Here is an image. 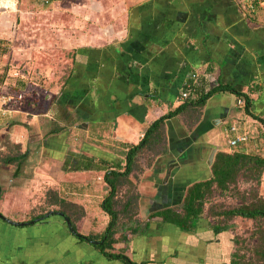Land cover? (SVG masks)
<instances>
[{
	"label": "rangeland",
	"instance_id": "obj_1",
	"mask_svg": "<svg viewBox=\"0 0 264 264\" xmlns=\"http://www.w3.org/2000/svg\"><path fill=\"white\" fill-rule=\"evenodd\" d=\"M41 1L0 0V85L3 87L15 77L25 82L21 101L11 106L16 111L9 113L7 109L3 112L0 110V128L4 129L0 131V210L8 216L6 218L16 222L31 221V215L34 216L43 211L45 212L42 214L45 215L48 210H52L51 208L60 207L51 202L52 192H54L58 198L72 204L67 212L77 225L79 232L96 234L99 237L110 220L109 215L100 208V203L106 201L108 189L102 181V174L105 169L123 170V152L125 151L123 147L125 146L123 145L124 150L121 153L120 146L114 147L116 146L113 142L115 137L122 138L116 123L118 119L114 121L113 126L101 123H97L96 126L88 123V119H84L85 116L77 113L74 107L67 103L63 104L66 97L62 90L73 86V81L68 80L65 85L62 82L71 66V49L75 46L77 48L78 43L88 48H107L114 56L116 53L123 54V48L130 45L125 43L128 40L126 36H121L120 29L114 30L112 26L116 25L115 20H119V17H126L125 12L128 18L131 10L136 11L137 5L145 0H53L49 3V8L45 10L42 7L46 3L37 5H40ZM167 1L170 2L162 0L163 3ZM235 1L238 6L241 4L240 0ZM186 12L191 13L190 8H187ZM249 15L254 17L253 22H257V19L262 20L259 11ZM97 18L100 21H95ZM246 21L251 20L247 18ZM126 22L128 23V20ZM259 23L262 22L259 21ZM116 31H119L117 33L119 35ZM187 39L193 43V39ZM94 40L97 41L94 42ZM61 46L64 48H60ZM114 47H117L116 50H113ZM116 60L119 61V59ZM117 66L119 70H123L124 66L136 67L137 62L134 60L128 61L127 64L119 62L115 67ZM113 68L112 74L115 72ZM202 75H205V79L210 77L206 73L194 72V78L202 79ZM86 104L87 102L83 99L78 105ZM44 115L47 116L46 123L42 120ZM89 124L94 126L91 130L98 134L97 138H94L95 134H91L90 128H87ZM58 127V133L53 134L56 137L51 138L52 136L48 135L49 131ZM42 134L46 136L37 141V135ZM57 137H59V144ZM262 139L253 136L246 145L253 151H262L261 149H264ZM89 141L98 145L96 149L102 154V158L110 159L118 155L120 165L102 168L91 164L87 167L88 158L95 161L94 154L89 153L88 149L84 152L80 146L82 142L89 143ZM48 143L52 147L46 157L44 151L47 150L43 148H46ZM19 153L25 154L16 168L15 162L6 163L2 159L4 156ZM57 153H62V157L57 156ZM135 157L137 160L132 170L115 192L113 202L115 210L120 209L122 199L127 196L136 195L141 196L139 198H142L141 200H147L150 196L161 193L160 187L166 189V186L173 185L172 181L166 180L169 172L166 173V171L171 170L172 166H159L158 171L153 174L152 167H156L154 156L149 158V161L146 155L136 154ZM151 176H153L152 179L149 178ZM229 187L228 191H214L211 202L222 203V206L226 207L232 206L243 191L250 190L256 191L264 198V173L260 176L259 184L239 178L235 185H229ZM133 201L136 205L132 204L130 207H134L128 212L133 213L132 217L138 220L135 222L139 226L145 222L149 224L145 236H148L149 232L153 231L155 234L158 230L166 228L165 225L156 226L158 217L146 219L149 218L146 214L147 210L145 211L147 207L142 210L143 207H140L138 200L135 198ZM206 205L207 203L204 204V209ZM202 216H205V210ZM206 217L208 221L211 220L210 217ZM117 218V225L114 226L112 234L114 238L112 251L123 253L127 250L124 248L126 243L120 236L124 234L128 238L126 227L133 225V221H125V214L122 215L120 211ZM47 219L49 221L46 223L60 220L51 215L43 216L39 220ZM58 223L61 224L60 221ZM202 225L204 230L199 227L197 233L190 234V238L193 236L194 239L190 245H187L190 240L186 238L188 231L178 228L162 230L168 236L177 232L181 239L176 244H167L169 248L175 250V252L170 251L173 264H229L231 252L235 249H238L240 254L243 253L246 258L250 257L251 252L247 250H251L256 241L251 238V232L254 229L253 220L233 217L227 221V230L217 236L211 234L205 220ZM47 226L43 224L42 228L47 229ZM29 228L25 227V230ZM62 229L64 230V227ZM68 233L70 235V232ZM70 236L73 237V235ZM131 248L132 251H136L132 244ZM89 253L92 254L91 251ZM88 255L86 252L85 256ZM56 257L59 260L63 259L57 262L58 264H64L65 255L57 254Z\"/></svg>",
	"mask_w": 264,
	"mask_h": 264
},
{
	"label": "crops",
	"instance_id": "obj_2",
	"mask_svg": "<svg viewBox=\"0 0 264 264\" xmlns=\"http://www.w3.org/2000/svg\"><path fill=\"white\" fill-rule=\"evenodd\" d=\"M213 1L211 4L215 8L210 6L208 2H201L203 10L206 11L205 8H208L213 18L207 24L209 31H207L205 36H202L200 43L195 45L191 43L184 44L183 41L177 42L174 41L175 38L172 39L171 44L174 46V51L171 52V57L168 56L169 61L166 64H161L158 71L159 75H181V71L179 70H181V66H184V64L185 71L183 72L184 76L181 75L177 84H172L171 82L164 84L166 82L162 81L164 85L160 88L162 92L161 102L154 100H148L147 102L143 96L136 94H127L124 100L116 98L115 94H110L107 99L104 97L103 101L97 97L93 98L90 105L88 103L86 105H78L79 101L84 99V93H75V101L71 106L75 108L77 113L84 115V119H88V123L96 126L97 123L113 126L114 121L118 119L116 123L121 131L122 138L115 137L113 142L116 145L114 147L120 146V153L124 150L123 148L126 151L129 146L138 142L150 122L170 112L179 104L178 97L183 92L181 87L187 82L188 78L186 77L189 74H194V72L206 73L208 77L210 75L209 80L206 78L207 83L204 82L203 87L205 86V88L216 84H226L234 90L245 93L250 98L249 112L255 116L264 118V19L260 16L262 20L259 21L262 23H259L258 19L257 22H253L252 20H255L254 17L244 12V8L241 7L242 5L238 6L235 0ZM42 3L43 0L40 5H37L41 6ZM42 8L45 10L49 6L47 5ZM187 8L184 6L186 11ZM186 11L185 15L190 14ZM125 16V18H121V16L119 20H115L116 25L112 26L114 30L120 29L122 37L126 36L127 26H131L130 21L135 20V22H138V18L132 19L130 16L127 18L126 12ZM247 18L252 22L246 21ZM184 19L187 21L188 17L184 16ZM96 20L100 21L99 18ZM127 20L128 23L126 22ZM111 30L113 31L112 28ZM117 33L119 31H116ZM77 41L80 42V40ZM96 41L94 40V42ZM77 45V48L82 46L81 43ZM60 48L64 47L61 46ZM79 53L82 54V52ZM84 56L85 54H83ZM101 69L95 71L90 78H83L81 75L76 76L73 80V85L77 87V91H86L89 88L90 91L94 92V96H98L99 92L105 91L108 85L111 84L112 78L110 76H113L111 72L112 68L110 67L108 70ZM83 70L81 69V71ZM106 73H109L110 78L107 79ZM16 82V79L11 82L8 81V84L3 86L1 90L4 91L6 87L8 90L11 87L13 88L12 83L16 86ZM130 86H127V92L130 90ZM101 95L103 96L102 92ZM192 96L193 94H190V97ZM195 99L193 98V100ZM240 102L238 99L235 100L234 95L229 92H217L206 99L200 108L198 118L195 119L196 122L190 127L184 125V115L179 113L165 118L161 129L166 151L163 154L154 156V166L156 167H152V173L155 174L159 166H172L171 170L168 169L166 171V173L170 171L169 179L180 183L178 186L184 185L186 187L191 181L206 178L204 177L206 173L209 177L208 169L216 152H231L239 149L245 153L260 152L264 154V149H261L262 151L259 152L253 151L246 145L248 140L253 138V136L262 139L264 129L256 119L252 118L248 113L243 112L240 108ZM122 105L124 108L121 107ZM112 106L117 107V111H114ZM42 120L45 123L46 121L48 122L47 116L45 117L44 115ZM90 125L87 128H90V133L95 134L94 138H97L98 134L93 133L91 130L94 126ZM229 125L235 127V134L244 133L247 136L246 141L229 145L227 136L233 135V132H227ZM0 131H4V129L0 128ZM57 133L58 131L51 132L48 135H51V138L54 139L56 136H53V134ZM44 135L46 136V134L37 135V141L41 140V137ZM56 139L59 144V137ZM96 146L98 145L93 144V141L81 143L80 148L84 152L88 149L89 153L94 154L95 161H91V158H88L89 165L92 164L93 166H100L102 168L103 166L120 165L118 155L112 156L110 159L102 158V154L99 153V150L97 151ZM50 147L52 145L48 143L46 148H43L47 150L44 151L46 157H48L47 152ZM116 151L118 152V149ZM211 153L212 155L209 160L208 156ZM57 156L62 157V153H57ZM152 177L149 178L152 179ZM160 188H162L161 193L152 195L147 200H141L142 198L139 199L141 196H136L138 204L141 208L143 207L142 210L147 207L145 211L147 210L146 214L148 216L161 204L174 206V204L179 203L184 192L180 188L175 187V185L166 186V189ZM181 188L184 187L182 186ZM149 206L153 207V210ZM148 208L150 209L148 210ZM0 213L3 215L2 218L8 217L1 210ZM48 221L47 219L46 221L34 224L30 220L22 221L23 224L1 221L0 225L3 224V226H0V264H58L57 262H61L63 259L59 260L56 257L57 254L60 256L65 255L64 264H87L89 260H91L89 264H122L119 261L106 262L101 260L100 256L89 253L91 251L90 246L71 237L67 231L56 226L57 222L46 223ZM27 224L31 225L25 226ZM43 224H47L48 228L43 229ZM25 227L30 228L25 230ZM169 230L172 229L169 228ZM192 232L197 233V227L192 228L186 236L187 239H190H188L187 245H190V242L194 240L193 236L191 237L192 240L190 238ZM144 234H130L128 231V238L124 241L126 243V247L124 248L127 250L123 254L128 256L132 261L143 262V264H173V257L170 258V248L167 244H176L178 240H181L178 233L175 232L169 236L163 233V231L156 233L158 235L155 236L153 233L149 236H145L146 234ZM131 244L135 246L136 251H132ZM86 252L90 256H85ZM76 260L77 262H75Z\"/></svg>",
	"mask_w": 264,
	"mask_h": 264
},
{
	"label": "trees",
	"instance_id": "obj_3",
	"mask_svg": "<svg viewBox=\"0 0 264 264\" xmlns=\"http://www.w3.org/2000/svg\"><path fill=\"white\" fill-rule=\"evenodd\" d=\"M51 1L53 0H43L44 4L46 2L44 6H49ZM169 1L170 2L167 1L163 3L162 0H145L137 5L138 9H136V11L134 9L131 10L130 17L132 19L138 18V22H135V20L130 21L131 26H127L126 40L128 41L125 43L130 46L127 48L122 47L123 54L121 53L119 55L116 53V56H114L107 48H88L84 46L79 48L73 47L70 53L71 66L64 77L62 84L64 83L65 85L68 80L73 81L76 76L80 75L83 78H90V76L100 68L108 70V68L114 66V68H112L115 69V72L113 76H110L112 78L111 84L108 85L105 91H101L103 96L101 95V92H97L98 96H94V92L90 91L89 88L86 91H77V87L73 85L62 90L63 95L66 97L63 103H67L71 106L75 101L74 96L76 92L78 94L84 93L83 98L88 105L92 103L93 98L95 99L98 97L103 101V98L105 97L107 99L110 94H115L116 98H122L123 100L126 99L125 95L127 94H136L143 96L147 102L148 100L161 102L162 92L160 88H162L164 84H168V82L177 84L181 75L184 76L183 72L185 71L184 64V66H181V70H179L181 71V75H159L158 71L160 70L161 64H166V62L169 61L168 56L174 51V46L171 44L172 39L175 38L174 41H183L184 44H188L190 41L187 38H191L193 39V43L191 44L195 45L200 43L202 36H205L207 31H209L207 29V24H209L213 18L211 15L212 13L208 11V8H205V11L203 10L204 8L202 5L203 2H208L209 5L212 6L211 3L213 0H184V2H181V0ZM184 6L190 8V14L185 15L186 10L184 9ZM212 7L215 8V6ZM196 10L197 12H195ZM184 16L188 17L187 21L184 19ZM169 42L170 44L168 45ZM116 48L117 47H114L113 50H116ZM79 52H82V54ZM83 54H85L84 57ZM114 57L119 59V61ZM130 60L137 62V66L133 68L128 66H124V68L122 66L123 70H119L118 66L115 67L119 62L127 64ZM81 69L84 70L81 71ZM106 76L107 79L110 78L109 73H106ZM186 78H188L187 82L184 83L181 88L183 92L189 91L188 96L181 99L178 97L180 101L179 104L170 112H167L150 122L138 142L129 146V148L123 152V170L119 171L116 168L104 170L102 181L107 185L108 189L105 198L106 201L100 203V208L109 215L110 220L99 237H97L96 234H83L79 232L77 225H75L69 212H67L68 207L72 206V204L69 201L58 198L57 195L52 192V204L56 203L60 206L59 208H51L53 212L49 214L57 220L60 219L59 221L61 224H59L58 221L56 226L60 228L64 227V230L69 232L64 220V217L68 218L70 226L74 231L70 232V235H73L77 241L90 246L92 254L100 256L102 258L101 260L106 262L119 261L122 264H143V262L132 261L122 252L112 251V244L114 243L112 234L114 233V226L117 225L119 211L122 212V215L125 214V221H133V225L126 227L130 234L141 233L143 235L149 227L147 222L143 223L142 226H139L138 223L135 222L138 220L135 217H132L133 213L128 212L134 207H130L132 204L136 205V202L133 201L136 198V195L127 196V198L122 199L119 210L113 208V202L116 190L121 185L122 181L126 179L125 177L132 170L133 165L137 160L135 157L136 154L146 155L147 161H149L148 159L152 156L163 154L166 151L161 129V125L165 118L175 116L179 113L184 115V125L190 127L196 122L195 119L198 118L200 108L203 106L206 99L214 93L226 91L233 94L235 100H240V108L243 112L246 114L248 113L252 118L256 119L264 129V118H260L249 112L248 107L250 105V98L245 93L234 90L226 84H216L209 88H205V86L203 87L204 82L207 83L205 75H202V79L194 78L191 74ZM15 79L16 77L10 79L9 82ZM16 80V86L12 83L13 88L11 87L8 90L6 87L4 90L6 93L14 97L16 94L22 93L25 90V82L19 78ZM162 81L166 83L163 84ZM128 85L131 86L130 90L127 92L126 89ZM190 94H193V96L190 97ZM193 98L196 99L193 100ZM121 107L124 108L123 105ZM112 109L117 111L118 108L112 106ZM58 129L59 127L55 129L53 128L49 133L56 132ZM262 136L264 140V131ZM22 158L23 153H19L11 154V156H4L2 159L6 163L15 162L17 166ZM116 166L118 165L116 164ZM87 167H89V164ZM208 170L209 177L206 173L207 176H204L206 178L196 181L194 180L193 182L191 181L186 187L182 185L184 188L178 186L180 183L177 181L169 179V171L166 180L167 182L172 181V184L175 185V187L184 191L181 200L179 203L174 204V206L161 204L154 210L151 209L153 211L149 214V218L147 219L158 217L159 219H157L158 221L156 222L157 227L165 225L167 229L178 228L183 231H188V233L195 227H200V229L204 230L202 222L205 220L207 222V228L210 229L211 234L214 236L221 235L225 232L228 228L227 221L233 217L251 219L254 221V229L251 232V238L256 240L251 250H247L251 252V255L249 258H246L243 253L240 254L238 249H235L231 252L229 264H264V198L258 195L256 191L254 192L253 190H250L243 191L232 206L226 207L222 206V203L211 202L214 191H228L230 189L229 185H235L239 178L243 181H253L259 184L260 176L264 172V154H261L260 152L245 153L243 150L239 149H235L231 152H216ZM205 203H207V205L204 209ZM204 210L205 216H202ZM56 211L61 214L56 213ZM43 212L32 216L31 219L43 215ZM206 216L210 217L211 220L208 221ZM44 219L45 218H43V220ZM43 220L33 221L32 224L43 222ZM1 221L3 222L6 220L0 217V222ZM166 228L162 230L165 231ZM162 230H158L156 233H161ZM152 233L154 236L158 235L156 233L154 234L152 231L148 233V236ZM200 234L204 235V233ZM120 238L123 241L127 240L124 234H122ZM89 240L96 242L92 243ZM90 262L91 260H89L87 264Z\"/></svg>",
	"mask_w": 264,
	"mask_h": 264
},
{
	"label": "built area",
	"instance_id": "obj_4",
	"mask_svg": "<svg viewBox=\"0 0 264 264\" xmlns=\"http://www.w3.org/2000/svg\"><path fill=\"white\" fill-rule=\"evenodd\" d=\"M239 3H241L240 5H242V7L244 8V12L248 14H254L256 13V11H259L261 13V17L264 18V0H240ZM191 75L194 77V74H191ZM1 87L2 86L0 85V110L1 112L5 111L6 109L9 112L16 111L11 106L21 101L22 96H23L22 93H18L14 97L6 93V91L3 92L1 90L3 87L2 88ZM187 95H188L187 92H181L179 98L180 99L185 98L187 97ZM228 130L231 132H234L235 127L230 126ZM246 139H247V136L244 133L234 134L233 137H230L228 139V144L235 145L237 142L246 141Z\"/></svg>",
	"mask_w": 264,
	"mask_h": 264
},
{
	"label": "water",
	"instance_id": "obj_5",
	"mask_svg": "<svg viewBox=\"0 0 264 264\" xmlns=\"http://www.w3.org/2000/svg\"><path fill=\"white\" fill-rule=\"evenodd\" d=\"M211 155H212V153L208 156V159L210 160V158H211ZM53 211L52 210H48L46 213H45V215H43V216H48L49 214H51ZM56 213H58V214H61L60 212H58V211H56ZM43 216H41V217H43ZM0 217H2V214L0 213ZM41 217H36V218H34L33 220H31V221H36V220H38V219H41ZM4 218V217H3ZM6 221H8V222H11V223H14V224H23V222H16V221H11V220H9V219H7V218H4ZM64 220H65V222H66V225H67V228H68V230H69V232H74L73 231V229H72V227L70 226V223H69V220H68V218H66V217H64ZM30 221V222H31ZM26 223V222H25ZM75 234H77V233H75ZM90 242H92V243H95L96 241H93V240H89Z\"/></svg>",
	"mask_w": 264,
	"mask_h": 264
},
{
	"label": "clouds",
	"instance_id": "obj_6",
	"mask_svg": "<svg viewBox=\"0 0 264 264\" xmlns=\"http://www.w3.org/2000/svg\"><path fill=\"white\" fill-rule=\"evenodd\" d=\"M230 126H232V125H229V126L227 127V132H231V131L228 130ZM234 134H235V131L233 132V135H234ZM233 135H232V136H227V142H228V139H229L230 137H233ZM237 143H238V142H237Z\"/></svg>",
	"mask_w": 264,
	"mask_h": 264
},
{
	"label": "flooded vegetation",
	"instance_id": "obj_7",
	"mask_svg": "<svg viewBox=\"0 0 264 264\" xmlns=\"http://www.w3.org/2000/svg\"><path fill=\"white\" fill-rule=\"evenodd\" d=\"M2 216H3V215H2ZM27 221H28V220H27ZM171 250L173 251L174 249L170 248V251H171ZM173 254H174V253H173ZM169 255H170V258H172V257H171V256H172L171 253H170Z\"/></svg>",
	"mask_w": 264,
	"mask_h": 264
}]
</instances>
